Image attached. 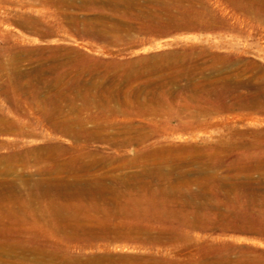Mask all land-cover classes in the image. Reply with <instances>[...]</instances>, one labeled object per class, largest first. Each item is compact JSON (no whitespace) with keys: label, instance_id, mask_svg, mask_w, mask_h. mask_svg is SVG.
<instances>
[{"label":"rangeland","instance_id":"obj_1","mask_svg":"<svg viewBox=\"0 0 264 264\" xmlns=\"http://www.w3.org/2000/svg\"><path fill=\"white\" fill-rule=\"evenodd\" d=\"M108 1L0 0V116L18 122L21 126H27L30 132L24 134L23 131H0V161L10 169L8 174L1 175L0 179L14 180L13 182L23 188L22 179L29 173L34 179L47 177L46 171L50 168L55 170L57 164L49 162L46 158L40 160L41 155L35 152L30 153L36 149L55 147L61 159L65 160L68 157L67 151L71 149L74 139L60 131H55L47 119L51 111H63L66 116L73 119L80 117L85 119L87 128L91 129L97 124L103 129L105 127L100 132V138L92 137L82 141L85 150L82 160L87 159L85 162L93 160L97 163V166L93 165L89 172L85 173L87 176L102 175L100 177L107 179L120 178L125 182L133 183L136 182L133 180H137L144 184L148 181L147 185L152 184L151 189L182 190V192L176 191L178 194L182 193H180L182 198L177 194L181 201H187L192 194L194 207L186 208L188 223L182 224L169 214L159 218L132 217L127 221L107 209L100 211L87 209L89 204L85 200L71 201L70 206H65L68 210L64 216L67 218L62 219L71 226L92 224V226H112L113 223L129 222L133 225L148 226L149 231L154 230L153 233L150 231L153 235L161 229L170 231V234L159 239L153 237L155 240L151 237L149 240L143 237L140 238L142 240L135 238L110 242V239L98 238L100 241L98 239L96 241L87 238L84 242L82 238L69 240L70 238L65 234L64 238L63 233L54 230L52 224L49 225L45 220H35L27 225L38 236H31V239L25 242L31 250L22 254L20 251L22 239L5 237L11 230L17 229L21 222L14 220L12 214L5 212L4 216V210L1 209L0 233H5L0 235L2 236L0 264H65L66 261H70L66 264H88L87 259L103 255L126 258L128 264L150 262L199 264L203 260H209L210 255L216 253H222L219 255H226L232 259L264 264V232H253L254 228V231L264 228V168L258 167L261 163V155L258 153L264 152V17H262L264 0H252L253 3L250 2L251 0H241L240 5L238 2L234 3V0ZM177 2L180 9L186 6L189 13H193L194 17L197 16L196 21L212 18L211 21L216 24L213 28H202L203 30L200 27H185L184 24H188L191 18L187 10L186 16L177 12ZM245 2L247 6L243 5ZM166 9L169 12H166ZM160 12V15L156 14ZM223 18L228 21L227 25L225 24L227 21ZM161 19L163 21L168 19V23L174 26L166 25L167 28L165 26L155 29L157 28L153 26L155 21L160 22ZM149 21L153 22L149 25ZM18 22L22 24L19 23V26ZM176 23L183 26L179 24L180 28H176ZM28 24L31 27L26 29ZM36 24L38 28L43 29L42 33L40 30L39 33L32 30ZM231 25H234L233 28ZM10 50H17L18 53L14 51L9 53ZM165 56L166 59L170 58L168 61L169 63L172 61L171 64L185 59L183 66L192 71V75L195 76L192 78L195 80L189 82L182 79L171 83L172 85H166L164 76L163 79L160 75L163 74L162 72L159 74L158 71H149L152 67L158 66ZM136 61L138 63H135ZM191 63H194L196 68ZM137 66L145 74L141 72L144 76L131 79V73L139 72L136 70ZM146 66L149 68L147 69ZM51 67L56 70L53 71ZM81 67L85 68L83 72ZM67 69L73 75L79 76L75 80L67 78V81L68 79L69 82L73 81L74 86L72 85L71 88L73 92H69L68 97L52 102L49 97L58 88L52 84L53 79L64 71L68 72ZM126 71L128 73L124 75ZM14 74L18 76L12 79ZM193 82L199 89H190L195 86ZM162 85L164 88L160 90L159 87ZM204 86L211 87L212 91L207 92ZM165 88L171 94L160 106L146 110L141 109L139 105L137 107V101L150 102L151 93L145 91L156 90L155 93L162 94ZM181 88L185 90L182 92ZM182 111H187V114ZM152 127L156 130H150ZM131 129L141 131L145 129V136H139L140 132ZM130 135L134 137V142L123 144L113 141V137L125 139ZM15 151L22 152V155L9 158L10 154L12 156L16 153ZM159 151L165 152L161 155ZM4 155L6 158H3ZM150 156L154 157L153 160ZM160 156L163 159L168 158V162L164 160L167 163L165 167L161 162V169H165L160 172L161 174L151 170V167L153 169L156 166L153 164ZM36 159H39V162ZM201 159L204 163L200 162ZM252 159H255V162ZM191 160H194L193 163L190 162ZM187 162L190 163L186 164ZM251 165L258 168L248 170ZM170 168L176 172H171ZM159 174L168 178L163 185L156 181ZM51 177L60 179L66 175L57 172ZM107 196L109 199L115 198L113 195ZM82 202L85 203L84 206ZM92 213L97 215L94 216ZM213 214L219 215L220 218L210 219V215ZM199 215L201 216L197 217ZM58 218H54V225L60 222ZM242 221H247L249 224L252 222L250 226L254 227L253 230L242 232L230 228L237 223L243 224ZM37 224L41 230L36 229ZM45 252L47 255H44Z\"/></svg>","mask_w":264,"mask_h":264},{"label":"bare ground","instance_id":"obj_2","mask_svg":"<svg viewBox=\"0 0 264 264\" xmlns=\"http://www.w3.org/2000/svg\"><path fill=\"white\" fill-rule=\"evenodd\" d=\"M110 1V0H109ZM108 1V2H109ZM137 1V0H136ZM156 1V0H155ZM263 1V0H262ZM142 2V1H141ZM230 2V1H229ZM233 2V1H232ZM231 2V4H232ZM239 3L241 2V0H234V3ZM250 2H254V1H250ZM261 2V1H259ZM178 3V2H177ZM233 3V4H234ZM247 2L243 3V5L245 4L246 5ZM230 4V3H229ZM241 3H239L240 5ZM250 4V3H249ZM161 5V4H160ZM159 5V6H160ZM176 5V4H175ZM186 5V4H185ZM197 5V4H196ZM237 5V4H236ZM248 5V4H247ZM246 5V6H247ZM154 6V5H153ZM178 6V10L177 12H180L182 13V16H186L187 14V11H188V8H185L184 9H180V5L179 3L177 4ZM235 6V5H233ZM232 6V7H233ZM252 6V4H251ZM257 6V5H256ZM150 7V6H149ZM167 7V6H166ZM169 7V6H168ZM167 7V8H168ZM183 7V4L181 6V8ZM189 7V6H187ZM238 7V6H237ZM245 7V6H244ZM264 7V5H263ZM253 8V6H252ZM254 8H256L254 6ZM152 9V8H151ZM237 9H240V8H237ZM249 9V7H248ZM258 9V7H257ZM155 10V9H154ZM157 10V9H156ZM183 10V11H181ZM187 10V11H186ZM190 10H191V7H190ZM198 10V9H197ZM246 7H245V11H246ZM253 10V9H251ZM261 10V8H260ZM160 11V10H159ZM158 11V12H159ZM165 11V9L163 10V12ZM176 11V10H175ZM194 11V10H193ZM241 11V10H240ZM264 11V10H263ZM154 12V11H153ZM166 12H169L167 11L166 9ZM165 12V13H166ZM261 12V11H260ZM176 13V12H175ZM179 13V14H180ZM189 13V11H188ZM199 13V11H198ZM244 13V12H243ZM254 13V12H253ZM156 14H161L160 13H156ZM168 14V13H167ZM201 14V13H199ZM214 14V13H213ZM259 14V13H258ZM155 15V14H154ZM256 15V14H255ZM253 15V16H255ZM260 15V14H259ZM152 17V15H150ZM156 16V15H155ZM163 16V15H162ZM177 16V15H176ZM178 17V16H177ZM189 17L191 18L190 22L188 24H184L185 27H188V28H193V27H200L201 29L202 28H213V24L214 22L211 21V19H206L204 21H196V17L193 16V13H189ZM205 17V16H204ZM203 17V18H204ZM264 17V16H262ZM148 18V16H147ZM155 18V17H153ZM157 18V17H156ZM171 18V16H170ZM175 18V17H174ZM209 18V17H208ZM33 19V18H32ZM163 19V18H162ZM161 19V20H162ZM176 19V18H175ZM179 19V18H178ZM201 19V18H200ZM254 19V18H253ZM154 20V19H153ZM157 20V19H156ZM188 20V19H187ZM223 20H226L223 18ZM38 21V20H37ZM45 21V20H44ZM63 21V20H62ZM171 22V20H169ZM214 21V20H213ZM227 21V20H226ZM33 22V21H32ZM35 22V21H34ZM42 22V21H41ZM40 22V23H41ZM72 22V21H71ZM70 22V23H71ZM153 22V21H151ZM151 22L149 21L148 24ZM182 22V21H181ZM21 22H18L17 24H19ZM44 23V22H43ZM90 23V22H89ZM186 23V21H185ZM22 24V23H21ZM30 25H32L31 23H29ZM28 24V28L26 29H29V25ZM39 24V23H38ZM38 24L35 25V27L32 28V30L36 33H39V30L41 32V30L43 31V29H40L38 28ZM149 24V25H150ZM180 23H176V28L179 27L180 28ZM225 24L227 25L228 24V21L227 23L225 22ZM233 24V22L231 23ZM235 24V23H234ZM24 25V24H23ZM34 25V24H33ZM148 25V26H149ZM153 25V24H152ZM151 25V26H152ZM166 25H168L169 27H173L174 25H172L171 23H168V19H166L165 21H160V22H156L154 23L153 26L157 27L155 29H159L161 27H165ZM20 26V24H19ZM44 26V24L42 25ZM60 26V25H59ZM89 26V25H88ZM104 26V25H103ZM183 26V25H181ZM230 26V24H229ZM234 26V25H231V27ZM31 27V26H30ZM106 27V26H105ZM122 27V26H121ZM142 27V26H141ZM159 27V28H158ZM230 27V28H231ZM44 28V27H43ZM92 28V26H91ZM150 28V27H149ZM153 28V27H152ZM167 28V26H166ZM233 28V27H232ZM31 29V28H30ZM48 29V28H47ZM84 29V28H83ZM113 29V28H112ZM110 29V30H112ZM186 29V28H184ZM242 29V28H241ZM85 30V29H84ZM95 30V29H94ZM203 30V29H202ZM49 31V30H48ZM97 31V30H96ZM104 31V30H103ZM114 31V29H113ZM46 32V31H45ZM84 32V31H83ZM158 32V30H157ZM42 33V32H41ZM103 33V32H102ZM106 33V32H105ZM108 33V31H107ZM87 35V33H86ZM90 35V34H89ZM99 35V34H98ZM105 35V34H104ZM100 36V35H99ZM96 37V36H95ZM106 36H104L105 38ZM113 37V36H112ZM102 38V36H101ZM107 38V37H106ZM109 38V37H108ZM111 38V37H110ZM114 40V39H113ZM105 41H108L105 39ZM11 47V46H10ZM13 47V46H12ZM15 52V53H18V51L16 50H10L9 53L11 52ZM193 53V52H191ZM13 54V53H12ZM176 54V53H175ZM183 54V53H182ZM187 53H185L186 55ZM192 55V54H191ZM189 55V57L191 56ZM196 55V54H194ZM8 56V55H7ZM24 56V55H23ZM33 56V55H32ZM158 56V55H157ZM156 56V57H157ZM170 56V55H169ZM179 56V55H178ZM181 56V55H180ZM192 57V56H191ZM194 57V56H193ZM28 58V57H27ZM155 58V57H154ZM160 58V57H159ZM184 58V57H183ZM187 58V57H186ZM151 59V58H149ZM157 59V58H156ZM181 59V58H180ZM152 60V59H151ZM150 60V61H151ZM170 58L166 59V56L164 58H162V61H158L160 62V64L156 67H152L149 71L150 72H156L158 71V73L160 74V72H162L163 74H160L162 75V78L164 76V82L166 83V85H169L171 83H176V82H179L180 80L182 79H186V80H189V82H191V80H193L192 78V71L186 68H184L183 64L185 63V59L183 60H179V61H175V63L171 64L172 61L169 63ZM187 60V59H186ZM190 60V59H189ZM149 61V60H148ZM147 61V62H148ZM237 61V60H236ZM73 62V61H72ZM155 62V60H154ZM192 62V61H191ZM196 62V61H195ZM135 63H138L137 61ZM14 64V63H13ZM181 64V65H180ZM187 64V62H186ZM194 64V63H191V65ZM243 64V63H242ZM125 65V64H124ZM133 65H134V62H133ZM147 65H150V64H147ZM81 66V65H80ZM123 66V65H122ZM132 66V65H131ZM188 66V64L186 65ZM15 67V66H14ZM79 67V66H78ZM83 67V66H82ZM81 67V69H82ZM133 67V66H132ZM194 67H195V64H194ZM52 68V67H51ZM89 68V67H88ZM141 68V67H139ZM144 68V67H143ZM146 68L148 69L149 66H146ZM146 68H144L146 70ZM175 68H177V70H175ZM179 68V69H178ZM196 68V67H195ZM129 69V68H128ZM240 69V68H239ZM20 70V69H19ZM42 70V69H40ZM53 71L56 70V68H52ZM70 70V69H69ZM85 70V68L82 69V72ZM137 71L139 72H136L134 71V74L131 73L132 75L131 76V79H137L138 77L141 78V76H144L142 75L141 72H144V71H140L138 69V66L136 68ZM43 71V70H42ZM45 71V70H44ZM68 71V69H67ZM72 71V70H71ZM75 71V70H74ZM88 71V70H86ZM85 71V72H86ZM105 71V70H104ZM129 71V70H128ZM128 71H126V73L124 75H126L128 73ZM237 71V70H236ZM41 72V71H40ZM59 72V71H58ZM63 72V71H62ZM61 72V73H62ZM80 73H82L81 71H79ZM124 72V71H123ZM149 72V73H150ZM242 72V71H241ZM42 73V72H41ZM78 73V72H77ZM121 73V72H120ZM92 74V73H90ZM113 74V73H112ZM145 74V72L143 73ZM194 74V73H193ZM247 74V72H246ZM80 75V74H79ZM118 75V74H117ZM148 75V74H146ZM152 75V74H151ZM18 75H15L14 74V77L12 79H15L17 78ZM81 76V75H80ZM89 76V75H88ZM105 76V75H104ZM120 76V75H119ZM129 76V75H128ZM149 76V75H148ZM78 74L77 75H73L72 72H63L60 76H57L56 78L53 79V82L52 84L53 85H56L58 88L57 90L55 91V93H52V96H50L49 98L51 99V101L53 102L54 100H57L59 98H64V97H68V94L69 92L72 91V85H73V81L69 82V79L72 78V80H75V78L77 79ZM108 77H110L108 75ZM116 77V76H115ZM154 77V76H153ZM156 77V76H155ZM195 77V76H193ZM67 78L68 81H67ZM143 78V77H142ZM158 78V77H157ZM80 79V78H79ZM78 79V80H79ZM83 79V78H82ZM103 79V78H102ZM127 79V78H126ZM156 79V78H155ZM91 80V79H90ZM195 80V79H194ZM193 80V81H194ZM213 80V79H212ZM251 80V79H250ZM82 81V80H81ZM80 81V82H81ZM87 81V80H86ZM85 81V82H86ZM129 81V80H128ZM131 81V80H130ZM146 81V80H145ZM150 81V80H149ZM263 81V80H262ZM188 82V81H187ZM123 83V82H122ZM85 84V83H84ZM134 84V83H133ZM190 84V83H189ZM193 84H195V82H193ZM92 85V84H91ZM97 85V84H96ZM172 85V84H171ZM74 86V85H73ZM93 86V85H92ZM187 86V84H186ZM192 86V84H191ZM194 86V85H193ZM137 87V86H136ZM188 87V86H187ZM190 87V86H189ZM161 88V89H160ZM164 88V86L162 85L161 87H159L160 90H162ZM171 88V87H170ZM203 88L207 89V92L208 91H212L211 87L209 86H204ZM256 88V87H255ZM81 89V88H80ZM142 89V88H141ZM175 89V88H174ZM183 89L182 92L185 90V88H181ZM191 90L193 89H199L198 86H195L190 88ZM85 90V89H83ZM168 89H164L163 93L161 94H157L155 93L156 90L153 92V91H145L147 93H151V99H150V102H147V103H141L140 101H137L136 102V105L138 107V105L142 108H144L145 110L146 109H153L157 106H160L163 102L167 101L168 100V97H169V93L167 91ZM114 91V90H113ZM133 91V90H132ZM196 91V90H195ZM54 92V90H53ZM73 92V91H72ZM85 92V91H84ZM98 92V91H97ZM181 92V91H180ZM188 92V91H186ZM192 92V91H191ZM216 92V91H215ZM211 93V92H210ZM82 94V93H81ZM97 94V93H96ZM48 98V99H49ZM75 98V97H74ZM73 98V100H74ZM180 98V97H179ZM47 99V98H46ZM65 99H68V98H65ZM99 99V98H98ZM106 100V99H105ZM47 101V100H46ZM95 101V100H94ZM49 105V104H48ZM97 105V103H96ZM177 105V104H176ZM185 106V105H184ZM53 107V106H52ZM90 107V106H89ZM136 107V106H135ZM182 107V106H180ZM59 109V107H57ZM187 108V107H186ZM100 109V108H99ZM98 109V110H99ZM45 112H48V111H45ZM73 112V111H72ZM92 112V111H91ZM142 113H150V112H154V111H141ZM166 112H170V111H166ZM183 113L186 112L187 114V111H182ZM182 112H180V114H182ZM179 113V112H178ZM210 113V112H209ZM50 114L52 115H49L47 117V119H49V123L50 125L52 126V128L55 129V131H60L61 133H63L64 135H67L69 137H71L72 139H74V142L72 143V147L71 149H68L67 153H68V157L64 159H61V156L57 154V151H56V148L55 147H47V148H42V149H36L35 151H32L30 153H33L35 152L36 154H39L41 155L40 157V160H42L41 158H46L49 162H54V164L56 165V169L53 170L50 168L49 171H46L48 173L47 177L45 178H36L34 179L33 177L29 176V174H27L26 177H24V174L22 177H24V179H22V187H19L15 182H13L14 180H11V181H7L5 179H0V211L1 209H3V213H4V216H5V212L6 213H9L12 214L13 216V219L16 220L17 222H21V225L19 223L20 226L17 227V229H14V230H11L9 233L6 234L5 237H9L10 239V236L11 237H14V239H22V243L20 245V251H22V254L24 252H30L31 250V247H27L26 246V243L27 240L30 238L31 239V236H38L37 233L35 234L33 229H31L27 224L29 223H33L35 220H45L47 221V223L52 224L53 227H54V230L56 231H59L61 233H63V237H64V234L65 236H67L68 238H70L69 240L71 239H75V238H82L84 239V242L86 241L85 239H95L97 241L98 238H101L104 240V239H110L109 241L110 242H114L115 241H120V240H125V239H135V238H138L139 240H142L140 238H149L151 237L152 239H154L153 237H156L159 239V237H164V236H169L170 234V231H165V229H161L160 231H157L156 234H152L153 231L150 230L149 231V227L146 226V225H142V224H131L129 222H126V223H117V224H114L112 226H79V225H75V226H71V224H67L65 223L62 219H66L65 216H64V213L68 210L65 206L68 205L70 206L72 204L71 201H81V200H85L87 201V204H89V206L87 205V209H95L100 211V209H107V211L109 210V212H112L113 214H116V216L118 215L119 217L122 218H125L127 219H130L132 217H135V218H139V219H144V218H153V217H162L164 214H169L170 216H173L175 219L179 220V222H181L182 224H187L188 223V220L186 219V208H188V206H193L194 207V204L191 200V198L194 196V195H190L189 198L190 199H187L184 200V201H181L180 199H178V195L182 192V190H178V191H181L178 193H176L175 190H172V189H166V188H161L159 190H155V189H151L150 186L152 185H147L148 181L144 183L142 182H137V180H133V181H136L135 183L133 182H125L124 179H107V178H104V177H100V176H92V177H89L87 176V172H89L90 168L93 167V165H96L97 163L95 161L92 160L91 161H88V162H85L83 161L82 159L83 156H84V152L85 150H83V146H82V141H86V139H89L92 137L93 138H100L101 136V133L104 129L103 127L100 125V124H97L95 125L94 127H92L91 129L90 128H87L85 127V123H84V120L80 117V118H76V119H73L71 117H68V115L66 116L64 114L63 111H51ZM191 114V113H190ZM189 114V115H190ZM194 114V113H193ZM63 115V116H62ZM94 115V114H93ZM170 115V114H169ZM192 115V114H191ZM191 115L189 117H191ZM89 116V115H88ZM194 116V115H192ZM195 117V116H194ZM46 119V118H45ZM96 120V119H95ZM90 122V121H89ZM93 122V121H92ZM152 123V122H151ZM202 126V125H201ZM197 127V126H196ZM23 129V130H22ZM130 129V128H129ZM7 130H13V131H23L24 134H29V130H27V126H21L18 122H15V121H11L9 119H7L6 117H2L0 116V131H7ZM133 131H138L140 132V135L139 136H143L144 135V132H145V129H143L144 131H141V130H135V129H131ZM152 131H155L156 129H154L153 127L150 129ZM120 135V134H119ZM103 136V135H102ZM122 136V135H121ZM145 136V135H144ZM123 137V136H122ZM102 139V138H101ZM134 137H132L131 135L128 136L127 138L125 139H120L119 137H113V141L118 143V142H121L123 144L127 143V142H134ZM80 142V143H79ZM87 143V142H86ZM109 143V142H108ZM9 144V143H8ZM16 144V143H15ZM12 145V144H10ZM6 146V145H5ZM15 146V145H13ZM11 147V146H10ZM9 149V148H8ZM12 149V148H11ZM15 149V148H14ZM159 150V149H158ZM156 150V151H158ZM17 151V150H16ZM15 151V152H16ZM155 151V152H156ZM166 151V150H165ZM164 151V152H165ZM19 152V151H18ZM88 152V151H86ZM160 152V151H159ZM158 152V153H159ZM163 151L160 152V154L162 155L164 153ZM256 152V151H255ZM13 153V152H12ZM28 153V152H27ZM26 153V154H27ZM200 153V152H198ZM254 153V152H253ZM157 153H154V155H156ZM252 154V153H251ZM260 154V167L261 169L264 168V152L262 153H258ZM257 154V155H258ZM7 155V154H6ZM11 155V154H10ZM9 155V158H16V156H21L22 155V152L21 153H13L12 156ZM89 155V153H88ZM165 155V154H164ZM169 155V154H168ZM249 155V154H248ZM256 155V156H257ZM5 156V155H4ZM3 158H6V156ZM38 156V155H37ZM67 156V155H66ZM25 157V155H24ZM32 157V156H31ZM97 157V156H96ZM153 160L154 157L150 156ZM171 157V156H170ZM202 157V156H201ZM212 157V156H210ZM258 157V156H257ZM20 158V157H19ZM27 158H29L27 156ZM88 158V157H87ZM133 158V157H132ZM215 158V157H214ZM250 158V156H249ZM252 158V157H251ZM162 156H160L157 160V162H155L153 165L156 166L153 167L152 169V165L149 166V168L151 167V170H155L154 172L156 173H160V172H163V170L165 169H161V162L163 164H165L163 167L166 166V162H168V158L166 159H163ZM176 159V158H175ZM200 159V158H199ZM1 160V159H0ZM12 160V159H11ZM27 160V159H25ZM33 160V159H31ZM38 160L39 162V159H36V161ZM64 160V161H63ZM198 160V159H197ZM196 160V161H197ZM253 161L255 159H252ZM6 161V160H5ZM28 161V160H27ZM35 161V162H36ZM178 161H180V158L178 159ZM194 160H191L190 162L193 163ZM205 161V160H204ZM251 161V160H250ZM2 161H0V176L1 175H7L9 170L8 169L9 167L5 165H2L1 164ZM11 162V161H10ZM45 162V161H44ZM169 162H170V158H169ZM173 162V161H171ZM186 162V161H185ZM190 162H187L186 164L190 163ZM199 162V161H198ZM201 163H204L201 159L200 161ZM252 162V161H251ZM255 162V161H254ZM4 163V162H3ZM179 163V162H178ZM248 163V162H247ZM246 163V164H247ZM29 164V163H28ZM33 164V163H32ZM172 164V163H171ZM252 164V163H251ZM39 165V164H38ZM36 166V165H35ZM52 166V165H50ZM97 166V165H96ZM133 166V165H132ZM178 166V165H177ZM247 166V165H246ZM8 167V168H7ZM41 167V166H40ZM39 167V168H40ZM48 167V166H47ZM46 167V168H47ZM135 167V166H133ZM258 168L257 166H253L251 165L249 167L248 170H251V169H255V168ZM105 168V167H104ZM113 168V167H112ZM132 168V167H131ZM136 168V167H135ZM178 168V167H177ZM241 168V167H240ZM12 169V168H11ZM41 169V168H40ZM39 169V170H40ZM97 169V167H96ZM100 169V168H98ZM171 169V172L173 171V168H170ZM174 169H175V166H174ZM179 169V168H178ZM246 169V168H245ZM260 169V170H261ZM13 170V169H12ZM42 170H43V167H42ZM46 170V169H45ZM48 170V169H47ZM149 170V171H151ZM162 170V171H161ZM44 171V170H43ZM54 171H56L54 173ZM175 171V170H174ZM173 171V172H174ZM264 171V169H263ZM11 172V171H10ZM57 172L60 174V173H64L66 175V177L64 178H60V179H57V178H52L51 175L53 174H57ZM176 172V171H175ZM178 172V171H177ZM250 172V171H249ZM37 174V172H35ZM149 174V173H148ZM161 174V173H160ZM157 176L158 179L156 178V181L158 180L160 184L163 185V183L165 181L168 180V178L166 179V177H163V176ZM176 174V173H174ZM179 174V173H178ZM262 174V173H261ZM26 175V174H25ZM32 175V174H31ZM147 175V174H145ZM38 176V175H37ZM135 176V175H134ZM133 176V177H134ZM175 176V175H174ZM136 177V176H135ZM177 177V176H176ZM145 179V178H144ZM130 180V179H129ZM171 180V179H170ZM169 180V181H170ZM20 181V180H19ZM131 181V180H130ZM144 181V180H142ZM168 181V182H169ZM18 182V180L16 181ZM154 182V181H153ZM173 182V180L171 181ZM169 184H171L169 182ZM158 185V184H157ZM149 186V187H148ZM163 187V186H162ZM22 188V189H21ZM159 188V187H158ZM177 188V187H176ZM175 188V189H176ZM180 189V188H179ZM177 191V192H178ZM196 191V190H195ZM194 191V192H195ZM193 192V191H191ZM178 194V195H177ZM182 194V193H181ZM180 194V195H181ZM186 194V193H185ZM197 194V193H196ZM97 195H98V198H97ZM107 195H113L115 196V198L113 199H109L107 197ZM179 195V196H180ZM113 196H110V197H113ZM188 196V195H187ZM181 198L183 197L182 195L180 196ZM196 197V196H195ZM70 203H69V202ZM252 201V200H251ZM84 202V201H83ZM82 202V204H83ZM210 202V201H209ZM85 204V203H84ZM83 204V206H84ZM74 205V204H73ZM251 207V206H250ZM75 208V207H74ZM73 210V209H71ZM86 210V208H85ZM204 210V209H203ZM90 211V210H89ZM76 212V210H75ZM92 212V211H91ZM2 213V214H3ZM90 213V212H89ZM106 213V212H105ZM108 213V212H107ZM1 214V215H2ZM62 214V215H61ZM69 214V213H68ZM74 214V213H73ZM88 214V213H87ZM93 214V213H92ZM98 214H101V212ZM111 214V213H110ZM246 214V213H245ZM7 215V214H6ZM72 215V214H71ZM75 215V214H74ZM77 215V214H76ZM80 216V214H78ZM94 215V214H93ZM95 215H97V213H95ZM94 215V216H95ZM104 215V214H102ZM8 216V215H7ZM67 216V215H66ZM85 217V214L83 215ZM107 216V215H106ZM111 216H113L111 214ZM201 215L197 216V217H200ZM232 216V215H231ZM3 217V215H2ZM60 217V219L58 218ZM70 216H68L69 218ZM75 217V216H74ZM83 217V218H84ZM97 217V216H96ZM103 217V216H102ZM105 217V216H104ZM110 217V215H109ZM230 217V216H228ZM234 217V216H232ZM5 218V217H4ZM54 218H58L59 221L61 222H58V225L56 223V225H54ZM112 218V217H110ZM114 218V217H113ZM171 218V217H170ZM219 215H210V219H219ZM236 218V217H235ZM7 219V218H6ZM5 219V221H7ZM12 219V218H10ZM12 219V220H13ZM73 219V217H72ZM94 219V218H93ZM201 219V218H200ZM238 219V218H237ZM241 219V218H240ZM13 220V222H14ZM70 220V219H69ZM74 220V219H73ZM92 220V219H91ZM108 220V219H107ZM110 220V219H109ZM146 220V219H145ZM198 220V219H197ZM242 220H246V218H242ZM11 221V220H10ZM15 221V222H16ZM248 221V220H247ZM247 221H242L243 224L239 225L237 223L236 226H231L230 228H234V229H237L239 231H242V232H246V231H251L253 230L254 227L250 226V224H252V222L249 224ZM9 222V220H8ZM16 222V223H17ZM53 222V223H52ZM57 222V221H56ZM84 222V221H82ZM91 222L94 223V220H92ZM96 222V221H95ZM100 222V221H99ZM111 222V221H110ZM114 222V221H113ZM5 223V222H4ZM10 223V222H9ZM38 223V221H37ZM108 223V222H107ZM112 223V222H111ZM239 223H241V220L239 221ZM7 224V223H5ZM83 224V223H82ZM90 224V222H89ZM95 224V223H94ZM98 224V223H97ZM104 224V222H103ZM4 225V224H3ZM13 225V224H12ZM11 225V226H12ZM18 225V224H17ZM30 225V224H29ZM39 224H37L36 226V229H40L38 227ZM41 225V224H40ZM48 225V224H46ZM51 225V227H52ZM101 225V224H100ZM106 225V223H105ZM109 225V224H108ZM152 225V224H151ZM154 225V224H153ZM195 225V224H194ZM1 226V225H0ZM10 226V227H11ZM15 226V225H14ZM13 226V227H14ZM5 227V226H3ZM1 227V228H3ZM8 227V225H7ZM38 227V228H37ZM44 227V226H43ZM171 227V226H170ZM227 227V226H226ZM34 228V227H33ZM46 229V227H44ZM48 228V227H47ZM228 228V227H227ZM34 229V230H36ZM50 229V227H49ZM152 229V228H151ZM258 229V228H257ZM1 230V229H0ZM41 230V229H40ZM52 230V228H51ZM255 230V228H254ZM253 232H261L262 233L264 232V228L261 229L260 231H254ZM6 231V229L4 230ZM8 232V231H7ZM42 233V231H40ZM49 232V230H48ZM55 232V231H54ZM58 232V234H59ZM5 233V232H4ZM3 233V234H4ZM46 233V232H45ZM53 233V232H52ZM155 233V232H154ZM2 233H0L1 235ZM2 234V235H3ZM264 234V233H263ZM27 235H29L27 237ZM41 235V234H40ZM46 234H44L45 236ZM43 236V234H42ZM171 236H172V233H171ZM175 236V235H174ZM2 237V236H0ZM41 237V236H40ZM39 237V239H40ZM62 237V236H61ZM65 238V237H64ZM63 238V240H65ZM68 238H66L68 240ZM169 238V237H167ZM185 238V237H184ZM1 239V238H0ZM13 239V240H14ZM151 239V240H152ZM6 240V239H4ZM41 240V239H40ZM62 240V241H63ZM99 240V239H98ZM99 240V241H100ZM155 240V239H154ZM11 241V240H10ZM73 241V240H72ZM80 241V240H77V242ZM107 241V240H106ZM105 241V242H106ZM131 241V240H130ZM137 241V240H135ZM33 242V241H32ZM60 242V241H59ZM64 242V241H63ZM71 242V241H70ZM90 242V241H89ZM103 242V241H102ZM124 242V241H123ZM143 242V241H142ZM9 243V242H8ZM6 243V244H8ZM37 243V242H35ZM34 243V244H35ZM69 243V242H68ZM67 243V244H68ZM92 243V242H91ZM10 244V243H9ZM12 244V243H11ZM10 244V245H11ZM16 245V243H13ZM20 244V243H19ZM66 244V243H65ZM70 244V243H69ZM90 244V243H89ZM36 245V244H35ZM85 245V244H84ZM100 245V244H99ZM106 245V244H104ZM8 247V245H6ZM37 246V245H36ZM83 246V244H82ZM88 246V245H87ZM107 246V245H106ZM10 247V246H9ZM68 247V246H67ZM100 247V246H99ZM2 248V247H1ZM0 248V250H1ZM14 247L12 246V249ZM17 248V247H16ZM15 248V249H16ZM37 247H35L36 249ZM86 248V247H85ZM94 248V247H93ZM102 248V246H101ZM105 248V247H104ZM103 248V249H104ZM9 249V248H8ZM11 249V247H10ZM45 250V249H43ZM191 250V249H190ZM222 251V249H220ZM5 251V250H4ZM16 251V250H15ZM183 251V250H182ZM225 251V249L223 250ZM232 251V250H231ZM9 252V251H7ZM6 252V253H7ZM18 252V251H17ZM32 252V251H31ZM49 252V251H48ZM175 252V251H174ZM219 252V251H218ZM226 253V252H224ZM2 254V253H1ZM8 254V253H7ZM12 254V253H10ZM21 254V255H22ZM32 254V253H30ZM29 254V255H30ZM49 254V253H48ZM52 254V253H50ZM57 254V253H54V255ZM186 254V253H185ZM219 254H222V253H216V254H212L210 255L209 257V260H203L201 261L199 264H255V262H251V261H248V260H238V259H232V258H229L228 256L224 255H219ZM13 255V254H12ZM18 255V253H17ZM20 255V256H21ZM27 255V254H26ZM35 255V254H34ZM44 255H47L46 252ZM59 255V254H58ZM214 255V256H213ZM216 255V256H215ZM42 256V255H41ZM51 256V255H49ZM48 256V257H49ZM60 256V255H59ZM58 256V258H59ZM14 257V256H13ZM22 257V256H21ZM35 257V256H34ZM47 257V256H46ZM53 257V256H52ZM62 257V255H61ZM60 257V258H61ZM33 258V257H32ZM41 258V257H40ZM56 258V256H55ZM64 258V257H63ZM62 258V259H63ZM66 258V256H65ZM64 258V259H65ZM24 259V258H23ZM26 259V258H25ZM24 259V260H25ZM44 259V258H43ZM43 259H39L40 261H42ZM48 259V258H47ZM60 259V260H62ZM69 259V258H67ZM126 258L122 259L120 257H113V256H99V257H94V258H91V259H87L88 260V264H128L126 261H125ZM131 259V258H130ZM134 259V258H133ZM140 259V258H139ZM146 259V258H145ZM153 259V258H152ZM151 259V260H152ZM45 260V259H44ZM52 260H54L52 258ZM71 260V259H69ZM155 260V259H154ZM47 261V260H45ZM57 261V260H56ZM72 261V260H71ZM82 261V260H81ZM147 261V260H146ZM148 261H150V259H148ZM54 262V261H53ZM60 262V261H59ZM70 262V261H68ZM67 261L65 262L68 263ZM75 262H76V259H75ZM80 262V261H79ZM41 263V262H39ZM51 263V262H50ZM78 263V262H77ZM86 263V262H85ZM170 263V262H169ZM47 264V263H46ZM58 264V263H57ZM61 264V263H60ZM146 264H163V263H156V262H153V263H146ZM167 264V262H166ZM198 264V263H197Z\"/></svg>","mask_w":264,"mask_h":264}]
</instances>
